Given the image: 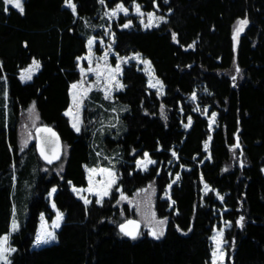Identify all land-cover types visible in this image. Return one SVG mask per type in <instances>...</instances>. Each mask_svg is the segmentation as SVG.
Instances as JSON below:
<instances>
[{
  "label": "trees",
  "instance_id": "16d2710c",
  "mask_svg": "<svg viewBox=\"0 0 264 264\" xmlns=\"http://www.w3.org/2000/svg\"><path fill=\"white\" fill-rule=\"evenodd\" d=\"M65 2L24 0L21 12L0 0V238L11 230L15 210L20 220L5 264H211V236L224 221L231 222L227 264H264V0H74L76 12ZM119 2H136L167 18L146 30L134 19L125 27L123 17L112 25L115 50L143 54L166 91L160 95L148 87L135 64L124 67L125 88L114 102L127 106L124 129L117 138H104L121 159L120 180L102 204L86 205L70 186L87 184L84 165L94 161L93 131L77 133L65 110L91 34L83 22L97 23L105 6ZM242 19L248 24L235 40ZM33 58L41 69L23 82L20 70ZM94 98L114 104L100 94ZM31 108L37 126L52 125L64 140L56 164L41 161L34 142L26 150L21 145V119ZM206 111L217 114L213 129ZM145 152L157 162L142 172L136 161ZM177 173L174 215L165 212L162 196ZM202 180L211 188L206 195ZM152 185L166 229L159 236L142 231L127 238L118 230L135 215L126 198ZM54 186L53 201L65 214L59 240L35 249L41 213L53 215L47 196Z\"/></svg>",
  "mask_w": 264,
  "mask_h": 264
},
{
  "label": "rangeland",
  "instance_id": "374dc122",
  "mask_svg": "<svg viewBox=\"0 0 264 264\" xmlns=\"http://www.w3.org/2000/svg\"><path fill=\"white\" fill-rule=\"evenodd\" d=\"M20 3L23 7L24 0H20ZM70 3L75 6L74 10L69 6L68 2H65V5L76 12L74 0H70ZM6 4L14 7L13 4ZM137 5L139 6V12L137 11ZM123 9L127 10V14H125ZM121 17L127 19L126 25L131 24L132 19H134L133 21L138 23L144 30L157 28L167 20L166 17L155 11L143 10L136 2L133 3L131 7H127L123 2H119L113 7L105 6L101 12L100 21L97 23H92V21L88 19H85L83 22L86 29L91 30V34L87 41V52L78 58L79 77L70 85V104L65 110V115L70 125L77 133L88 128L93 131L92 139L95 150L94 161L84 165L87 184L85 186L71 184L70 186L71 192L86 205H90L92 202L102 204L105 199L112 196L120 180L118 166L120 165L121 159L116 150H112L104 144V138L105 136L117 138L124 129L122 114L128 110L127 106L114 103L115 94L125 88V84L122 81L124 67L128 64H135L146 75L148 87L157 91L160 95H164L166 91V86L156 75L152 62L145 58L143 54L132 52L128 55H120L115 50L112 25L120 20ZM245 20L246 19H242L237 22L234 30L235 40L238 39L240 33H242L247 26L248 22L243 25L240 23ZM96 32L101 33V35H97ZM40 69V62L33 58L27 66L20 70L19 77L23 82H29ZM1 80H3V78H1ZM73 85H76V87L74 88ZM97 94H100V97L104 101L114 104L107 105L105 102H101V100L94 98ZM198 95V91H195L191 96V100L196 102L198 100ZM205 116L209 120L211 129H213L217 114H209L208 111H206ZM38 124V114L35 109L31 108L21 119L20 140L24 150L29 149L33 142L35 143L34 130L38 127ZM184 127L188 128L189 123H185ZM210 141L209 138L204 143V150L207 152L208 158ZM156 162L157 161L153 159L148 152H145L137 159L136 168L142 172H146L150 167L154 166ZM168 165L169 175H172L174 163L169 162ZM179 182L180 174L177 173L172 177L170 184L166 187L162 196V199L166 200L168 203L165 212L173 211L174 215H176L178 211L175 208V201L172 198V187ZM24 186L28 187V185ZM210 189V186L202 180L203 195L208 194ZM56 191L57 187H52L47 196L53 209V215L49 217L44 212L40 215L37 232L33 242V248L35 249L57 243L59 240L58 231L64 223L65 214L57 208L53 201ZM215 195L222 198V195L217 191ZM126 199L135 210L134 217L142 223V231H147L153 236H159L165 231L167 219L160 218L157 215L155 209V188L153 185L138 191L132 198ZM14 225L16 226L15 230H13ZM230 226L231 222L227 221L222 222L219 226H215L211 236V264H227L229 251L231 249V240L227 238L226 231ZM19 228L20 220L18 219V212L15 210L11 230L4 233L0 238V264L10 262L11 256L15 250V247L11 244V235L18 231ZM38 236L42 237L47 242L37 244L36 240ZM4 237H7L6 242L3 239ZM52 237H54V239Z\"/></svg>",
  "mask_w": 264,
  "mask_h": 264
},
{
  "label": "water",
  "instance_id": "95a60500",
  "mask_svg": "<svg viewBox=\"0 0 264 264\" xmlns=\"http://www.w3.org/2000/svg\"><path fill=\"white\" fill-rule=\"evenodd\" d=\"M34 135L35 149L41 161L45 164L53 165L62 159L65 144L61 134L55 127L48 124L39 125L34 130ZM236 145L240 147L239 138L236 139ZM142 229V223L134 216L127 218L118 225L119 232L130 239L138 238Z\"/></svg>",
  "mask_w": 264,
  "mask_h": 264
},
{
  "label": "snow or ice",
  "instance_id": "6c2138e0",
  "mask_svg": "<svg viewBox=\"0 0 264 264\" xmlns=\"http://www.w3.org/2000/svg\"><path fill=\"white\" fill-rule=\"evenodd\" d=\"M66 2L69 3V6L72 7L73 10L75 9V6L70 3V0H66ZM101 2H103V0H101ZM6 3L13 4L14 7L18 8L21 12H23V7H22V5L20 3V0H6ZM5 10H7V9H5ZM123 10L125 11V14H127V10L126 9H123ZM137 11L139 12V6L138 5H137ZM113 14H115V13H113ZM240 23L243 25V24H246L247 21L246 20L245 21H241ZM125 27H128V25H125ZM73 87L75 88L76 85H73ZM77 130H79V129H77ZM241 220H243V217H241ZM15 227L16 226L14 225L13 226V230H15ZM126 234H130V233H126ZM49 235H51V234H49ZM52 238L54 239V237H52ZM3 239H4L5 242L7 241V237H4ZM41 242H47V241L44 240L42 237L38 236L37 240H36V243L40 244Z\"/></svg>",
  "mask_w": 264,
  "mask_h": 264
}]
</instances>
